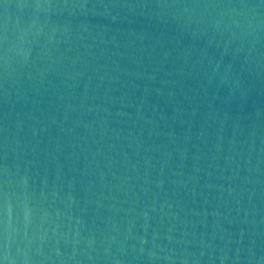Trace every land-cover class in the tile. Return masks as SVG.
<instances>
[{
    "label": "water",
    "instance_id": "obj_1",
    "mask_svg": "<svg viewBox=\"0 0 264 264\" xmlns=\"http://www.w3.org/2000/svg\"><path fill=\"white\" fill-rule=\"evenodd\" d=\"M0 264H264V0H0Z\"/></svg>",
    "mask_w": 264,
    "mask_h": 264
}]
</instances>
